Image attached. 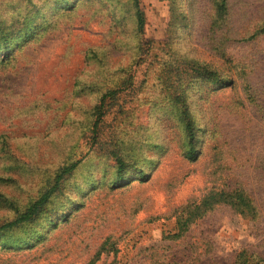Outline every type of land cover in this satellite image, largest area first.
<instances>
[{"label": "rangeland", "instance_id": "rangeland-1", "mask_svg": "<svg viewBox=\"0 0 264 264\" xmlns=\"http://www.w3.org/2000/svg\"><path fill=\"white\" fill-rule=\"evenodd\" d=\"M213 1L140 0L139 31L134 0H0V226L76 163L35 219L0 230V264L264 259V33L246 40L264 0H227L217 21ZM235 187L254 216L184 221Z\"/></svg>", "mask_w": 264, "mask_h": 264}, {"label": "trees", "instance_id": "trees-1", "mask_svg": "<svg viewBox=\"0 0 264 264\" xmlns=\"http://www.w3.org/2000/svg\"><path fill=\"white\" fill-rule=\"evenodd\" d=\"M213 5L216 10L215 21H217L218 19H221L223 16L227 14V11H228L227 0H214ZM134 7H135L137 27L139 31H142L145 25V14L140 5V0H134ZM261 33H264V26L260 27L257 31H255L251 35V37L246 38V40L250 38H254L255 36ZM194 70L203 76H209V77L215 76V71L210 70L208 67H205L202 65L194 67ZM112 94H114V91L105 93L102 96V100L104 101L105 98H107L108 96ZM101 107L102 106L98 107V110L100 113H101V110H100ZM185 116L187 118L186 128H187V134H188V142L190 144V149L189 151H187V154L190 158H195V155L193 152V148H194L193 147V141H194L193 122L190 118H188L186 111H185ZM116 160L118 163L117 181L121 182L127 179V177L124 176L122 173L125 168V161L119 156L116 157ZM75 166H76V163H72L68 166L63 167L60 171H58L56 174L55 180L49 186V189H47L41 196H39L31 204H29L24 211L18 214L17 217L1 225L0 230L11 228V227H14L15 225L22 224V223L35 219L43 211L45 205L49 202L53 193L56 192V190L58 189L60 181L64 179L66 175L70 174L75 168ZM144 175H145L144 173H140V176H141L140 178L145 179L146 177ZM219 204L229 205L232 208H234L235 211L242 213L244 215H247V216H254L257 210V207L253 203L251 196L248 194L246 189H244L243 187H235L231 189H220V190L211 189L208 191V194L202 199L200 203L191 204L188 206V208H186L187 218L184 221L190 220L189 216L190 218L199 217L202 214H204L207 210ZM101 251L102 249L97 251L96 257L100 255ZM94 262H95V259H92L87 264H94ZM263 262H264V259L262 257L258 256L254 252L244 249L236 255L234 264H264Z\"/></svg>", "mask_w": 264, "mask_h": 264}]
</instances>
